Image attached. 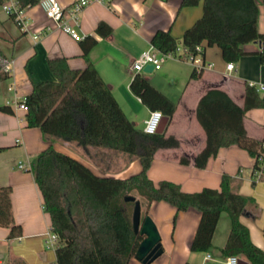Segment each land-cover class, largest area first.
<instances>
[{"label": "crops", "instance_id": "0c3cea01", "mask_svg": "<svg viewBox=\"0 0 264 264\" xmlns=\"http://www.w3.org/2000/svg\"><path fill=\"white\" fill-rule=\"evenodd\" d=\"M69 7L78 0H58ZM183 0H103L87 4L80 12V28L83 36L92 34L99 21L110 24L113 31L98 42L89 52L102 78L112 90L120 106L136 125L143 129L145 119L152 110L131 88L133 72L130 66L138 55L149 47L158 29L169 30L179 40L187 28L203 14V4L182 5ZM260 7L258 29L264 31V4ZM24 24L17 22L0 3V49L12 70L7 78L0 77V106L10 104L14 112L0 110V186L11 187L13 216L22 227V235L9 237L10 228L0 226V264H12L22 259L26 264H53L56 247L47 245L45 232L52 228L51 218L43 208V196L29 166L41 151L53 145L87 164L101 176L126 178L142 169L139 158L120 151L102 147H82L60 140L46 139L38 126H28L26 110L16 106L31 92L35 83L57 80L48 65V59L64 56L72 68H84L81 42L57 27L45 13L41 2L23 10ZM203 58L211 62L198 76L186 59L170 57L160 69L138 74L145 77L175 104L173 116L168 117L162 132L174 135L180 142L177 147L160 148L156 151L148 175L154 183L167 179L179 183L184 191H199L204 187L220 188L223 173L233 175L238 181L241 194L251 196V203L241 214V221L249 227L255 244L264 249V181L252 179L255 159L247 150L236 144L224 146L209 158L205 167L195 165L194 159L206 144V134L196 118L199 99L210 88L225 90L235 102L244 101L245 82L254 81L264 101V64L257 51L260 42L243 45L250 53L241 56L235 68H227L218 45L203 42ZM160 110V109H159ZM244 123L249 135L264 136V105L247 110ZM186 156L188 163H181ZM24 163L27 168L20 167ZM141 217L149 215L158 227L163 252L149 262L133 256L128 264H225L222 248L230 231V217L221 214L208 251H193L192 238L198 227L201 212L196 207L177 211L172 204L160 200L147 205L138 195ZM209 255V257H207ZM246 260V259H244ZM248 261V260H246ZM250 264V262L248 261Z\"/></svg>", "mask_w": 264, "mask_h": 264}, {"label": "trees", "instance_id": "16d2710c", "mask_svg": "<svg viewBox=\"0 0 264 264\" xmlns=\"http://www.w3.org/2000/svg\"><path fill=\"white\" fill-rule=\"evenodd\" d=\"M5 0H0L3 3ZM20 9L41 0H16ZM203 4L202 16L183 34L181 40L169 30L158 29L151 43L161 52L195 51L203 42L218 45L227 62H238L250 53L244 44L259 41L257 51L264 64V31L258 29L260 7L257 0H183L182 5ZM264 4V0H262ZM13 18L16 17L12 13ZM113 28L106 21L97 24L94 33L81 40L84 68H72L66 57L48 59V65L57 80H44L33 85L21 102L28 106V126H38L46 139L60 140L82 147L109 148L139 158L142 169L126 178L101 176L87 164L50 145L31 162L35 181L43 196V208L49 213L52 229L59 236L56 247L57 264H128L135 256L142 235L133 227L134 201L127 195L143 196L147 205L153 201H166L177 211L193 206L201 217L192 238L193 251H208L223 212L230 217V231L223 253L239 255L250 264H264V249L255 244L249 227L240 219L254 198L239 192V181L223 173L220 188L204 187L199 191H184L179 183L163 179L157 184L148 175L155 153L160 148L177 147L180 142L165 132L146 133L126 115L112 90L89 59V52L99 37L110 35ZM5 56L0 49V77L7 78L3 69ZM194 71L191 77L198 76ZM131 88L151 109H160L172 117L176 104L166 94L136 73ZM264 105L258 89L247 81L244 101L240 105L221 88H210L198 101L196 118L206 134V144L195 156L198 167H205L210 157L224 146L236 144L255 158L264 155V136L249 135L244 116L250 108ZM0 110L13 113L10 104ZM1 150V148H0ZM181 163H188L186 156ZM138 199V197L136 196ZM0 226L10 228L9 237L22 235L12 210L11 187L0 186ZM162 248V245H161ZM12 264H26L14 259ZM185 264H192L186 262Z\"/></svg>", "mask_w": 264, "mask_h": 264}, {"label": "built area", "instance_id": "2783aa9c", "mask_svg": "<svg viewBox=\"0 0 264 264\" xmlns=\"http://www.w3.org/2000/svg\"><path fill=\"white\" fill-rule=\"evenodd\" d=\"M93 1L103 0H78L69 7H64L58 0H41L40 2L44 7L46 16L52 20L57 27L63 29L75 40H81L84 36L81 33L79 15L82 9ZM2 7L10 15L15 13L17 22L24 24L22 19L23 10L19 8L16 0H5L2 3ZM203 50V43H200L195 47V51H187L184 53L182 46L179 45L176 51L164 53L151 43L148 48L143 50L138 57L134 59L130 66V70L133 72L134 76L136 73L142 71L148 64H153V70L160 69L166 58L179 57L189 61L196 72H201L203 69L213 66L211 62H206L204 60ZM227 68L230 70L234 69L235 63L227 62ZM3 69L10 72L12 70V62L5 59ZM249 84L257 87L254 81H251ZM260 88H264V85L261 84ZM257 89L259 88L257 87ZM15 103L20 109L27 110L28 108L25 102L15 101ZM163 116L164 114L161 110L152 109L149 117L145 119L143 131L146 133L157 132ZM257 162L258 165H254L253 168L252 179L254 182L264 181V155L259 156ZM19 166L27 168L24 163H20ZM29 168H31V165ZM44 234L48 246L57 247L59 245V236L52 228L47 230ZM207 257H209V255H207ZM240 259L241 257L239 255H228L225 259V264H240ZM55 263L57 264V262Z\"/></svg>", "mask_w": 264, "mask_h": 264}, {"label": "water", "instance_id": "95a60500", "mask_svg": "<svg viewBox=\"0 0 264 264\" xmlns=\"http://www.w3.org/2000/svg\"><path fill=\"white\" fill-rule=\"evenodd\" d=\"M153 64H148L144 67V71H152ZM168 116L164 115L158 128V132H162L167 124ZM127 201H134V208L132 214L133 227L136 233L143 236L135 252V257L143 262H149L155 259L163 252L161 248V236L154 220L146 215L141 217L140 200L134 195H127ZM240 264H249L248 261L240 259Z\"/></svg>", "mask_w": 264, "mask_h": 264}, {"label": "rangeland", "instance_id": "374dc122", "mask_svg": "<svg viewBox=\"0 0 264 264\" xmlns=\"http://www.w3.org/2000/svg\"><path fill=\"white\" fill-rule=\"evenodd\" d=\"M165 60H169V58H166ZM136 196H138V193H136ZM138 198H140V197H138ZM52 262H53V264H56L55 261H52Z\"/></svg>", "mask_w": 264, "mask_h": 264}]
</instances>
